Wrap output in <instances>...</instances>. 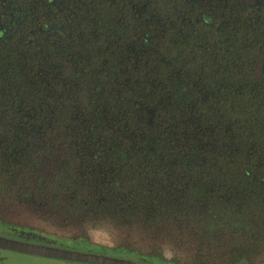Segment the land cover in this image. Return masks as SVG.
<instances>
[{
  "label": "trees",
  "instance_id": "obj_1",
  "mask_svg": "<svg viewBox=\"0 0 264 264\" xmlns=\"http://www.w3.org/2000/svg\"><path fill=\"white\" fill-rule=\"evenodd\" d=\"M262 31L261 45L237 46L230 64L220 43L205 56L202 43L177 61L147 48L136 59L120 36L111 47L78 27L38 45L0 43V224L29 208L126 232L173 227L188 234L187 264H255L264 254Z\"/></svg>",
  "mask_w": 264,
  "mask_h": 264
},
{
  "label": "flooded vegetation",
  "instance_id": "obj_2",
  "mask_svg": "<svg viewBox=\"0 0 264 264\" xmlns=\"http://www.w3.org/2000/svg\"><path fill=\"white\" fill-rule=\"evenodd\" d=\"M231 21L239 22L238 27L233 24L234 28H231ZM99 23L109 27L117 38L120 36L123 45L128 46L138 59L146 48L155 45H183L192 51L193 46L216 37L218 39L213 41L221 45L223 40L233 39L232 35L239 36L241 40L261 39L264 0H0V43L9 46L38 45L50 35L71 37L77 27L82 38L89 36L93 43H98L95 39L99 36ZM224 35H227L226 39L221 38ZM27 211L39 213L29 208ZM21 212L19 208L11 209L5 215L17 216ZM2 220L14 236L0 232L1 235L32 243L99 253L144 264H187L185 257L189 250L181 248L175 257L172 252L169 255L154 251L147 253L128 245H104L91 241L86 235L64 240L55 236L53 239L37 233L39 229L36 226L13 223L4 216Z\"/></svg>",
  "mask_w": 264,
  "mask_h": 264
},
{
  "label": "rangeland",
  "instance_id": "obj_3",
  "mask_svg": "<svg viewBox=\"0 0 264 264\" xmlns=\"http://www.w3.org/2000/svg\"><path fill=\"white\" fill-rule=\"evenodd\" d=\"M112 26V25H111ZM98 33H99V39L97 40L100 42V44H107L111 47L119 46L120 40L116 38L117 35L112 34V31L109 27H107L103 23H99L98 25ZM255 41L253 45H261L262 39H231L228 42H225L224 45H218L219 47L222 46L223 54L222 58L224 57H230V60H227V62L233 63L235 58H232V54H234L233 51L236 50L237 46H244L249 43H252ZM122 43V41H121ZM98 44V43H97ZM206 44V45H205ZM217 44L216 41L213 40H206L204 42V50L202 55L205 56L206 52L208 51L209 46L212 48L215 47ZM234 46L235 48L230 50V54L226 53L229 49V47ZM159 47H165L163 50H159ZM187 46H175V45H155L151 46V48H147V50H151L149 53V56H154V52H158L157 55L160 56V58L170 61L174 60L177 61L178 59H182L186 54L187 57H192V52L188 51ZM139 49V46L137 47ZM145 53V52H144ZM146 54V53H145ZM143 53H140L138 55V58L142 55H145ZM156 54V53H155ZM221 57L218 59L220 60ZM226 59V58H225ZM179 63V61H178ZM216 73H219V76L222 77V72L216 71ZM215 87V86H214ZM41 213L38 214H30L27 209L22 210L21 213H18L17 216H6L4 215V218L7 220H10L13 223H20V224H27V225H33L36 226L39 230H43L48 234H51L52 236L60 237V238H68V237H77V235H80L78 233L87 232L86 236L93 242L101 243L104 245H128L135 248H140L144 252H162L169 255V252L173 249V247H181L183 250L186 244V240L188 237V234L186 233H180L177 232L175 228H167L163 231H160L158 233H151L146 234L143 233L139 229H133L130 232H126L125 228L114 226L105 222H100L97 224H88L82 226L80 223H74L69 221H61L56 220L54 217H49L47 215L41 216ZM125 229V230H124ZM75 231V232H73ZM0 232L3 234H8L10 236H14L12 232L8 228H6L5 225H0ZM180 241V242H179ZM184 241V242H183ZM75 246V245H74ZM76 247H82L80 245H76ZM2 255L5 257L3 261H0V264H79L78 262L74 261H60L56 259H47L40 256H34V255H24L20 253H15L12 251H1ZM81 264V263H80ZM255 264H264V254L262 256H258L255 258Z\"/></svg>",
  "mask_w": 264,
  "mask_h": 264
},
{
  "label": "water",
  "instance_id": "obj_4",
  "mask_svg": "<svg viewBox=\"0 0 264 264\" xmlns=\"http://www.w3.org/2000/svg\"><path fill=\"white\" fill-rule=\"evenodd\" d=\"M0 249L48 258L75 260L93 264H144L99 253L82 252L52 245L32 243L0 234Z\"/></svg>",
  "mask_w": 264,
  "mask_h": 264
}]
</instances>
